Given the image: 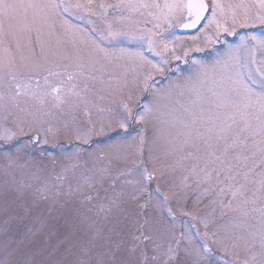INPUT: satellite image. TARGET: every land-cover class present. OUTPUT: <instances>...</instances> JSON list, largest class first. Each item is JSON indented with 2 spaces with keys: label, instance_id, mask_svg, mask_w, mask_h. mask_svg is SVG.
I'll return each instance as SVG.
<instances>
[{
  "label": "snow or ice",
  "instance_id": "6c2138e0",
  "mask_svg": "<svg viewBox=\"0 0 264 264\" xmlns=\"http://www.w3.org/2000/svg\"><path fill=\"white\" fill-rule=\"evenodd\" d=\"M0 264H264V0H0Z\"/></svg>",
  "mask_w": 264,
  "mask_h": 264
},
{
  "label": "rangeland",
  "instance_id": "374dc122",
  "mask_svg": "<svg viewBox=\"0 0 264 264\" xmlns=\"http://www.w3.org/2000/svg\"><path fill=\"white\" fill-rule=\"evenodd\" d=\"M194 34V33H193ZM178 35V34H177ZM185 35H187V34H181V36H185ZM44 127H47V125H45ZM25 132L28 134V135H36L37 134V131H36V129L34 128V129H32L31 131H29L28 129H25ZM40 135H41V139H43V134H42V132L40 133ZM57 142H60V143H63V144H67L68 143V140L67 139H64L63 137H61L60 139H59V141H57L56 139H53V138H51V137H49V143L48 144H39L41 147H42V149H44V148H46V149H48V150H51L52 149V147H53V145L55 144V143H57Z\"/></svg>",
  "mask_w": 264,
  "mask_h": 264
}]
</instances>
